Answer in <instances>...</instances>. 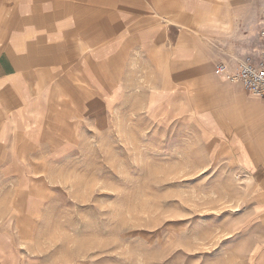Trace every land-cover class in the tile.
<instances>
[{"label":"rangeland","instance_id":"obj_1","mask_svg":"<svg viewBox=\"0 0 264 264\" xmlns=\"http://www.w3.org/2000/svg\"><path fill=\"white\" fill-rule=\"evenodd\" d=\"M255 20L234 38L236 54L219 45L218 61L244 58ZM150 83L140 79L69 145L43 153L33 178L43 209L22 226L25 264H264L254 166L241 139L211 120L241 127L243 113L264 115L263 102L243 93L228 107L199 93L159 104Z\"/></svg>","mask_w":264,"mask_h":264},{"label":"crops","instance_id":"obj_2","mask_svg":"<svg viewBox=\"0 0 264 264\" xmlns=\"http://www.w3.org/2000/svg\"><path fill=\"white\" fill-rule=\"evenodd\" d=\"M262 17L264 0H0V264H25L22 226L39 222L33 178L51 144L69 145L140 79L159 104L250 97L214 69L219 45L236 54L238 32ZM211 120L241 139L264 199V115Z\"/></svg>","mask_w":264,"mask_h":264},{"label":"built area","instance_id":"obj_3","mask_svg":"<svg viewBox=\"0 0 264 264\" xmlns=\"http://www.w3.org/2000/svg\"><path fill=\"white\" fill-rule=\"evenodd\" d=\"M256 37L258 43L251 45L243 59L219 62L214 75L230 84H240L245 93L264 101V33Z\"/></svg>","mask_w":264,"mask_h":264},{"label":"bare ground","instance_id":"obj_4","mask_svg":"<svg viewBox=\"0 0 264 264\" xmlns=\"http://www.w3.org/2000/svg\"><path fill=\"white\" fill-rule=\"evenodd\" d=\"M255 21H257V22H255L256 23L255 28H257V30H256V35L254 36L255 37L254 39L256 40V44H257L258 41H257L256 36L260 35L261 33H264V18L256 19ZM250 29H251V25H250L248 30H250Z\"/></svg>","mask_w":264,"mask_h":264}]
</instances>
